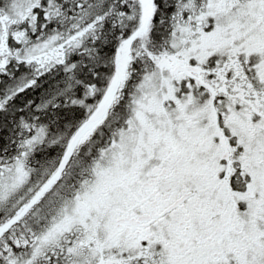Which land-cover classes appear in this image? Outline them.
Returning <instances> with one entry per match:
<instances>
[{
	"label": "snow or ice",
	"instance_id": "1",
	"mask_svg": "<svg viewBox=\"0 0 264 264\" xmlns=\"http://www.w3.org/2000/svg\"><path fill=\"white\" fill-rule=\"evenodd\" d=\"M0 264H264V0H0Z\"/></svg>",
	"mask_w": 264,
	"mask_h": 264
}]
</instances>
